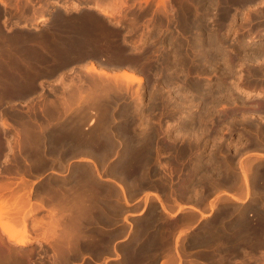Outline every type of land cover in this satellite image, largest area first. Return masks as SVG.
<instances>
[{"label":"rangeland","instance_id":"rangeland-1","mask_svg":"<svg viewBox=\"0 0 264 264\" xmlns=\"http://www.w3.org/2000/svg\"><path fill=\"white\" fill-rule=\"evenodd\" d=\"M13 1H14V7L17 10V13H16L17 16L14 19L15 20L17 19L16 21H18V23H21L25 20L27 22H29V21L31 22L33 20V16L39 14L40 9H41L40 7L44 6L48 1L55 3L56 1L60 2L61 0H47V1L46 0H13ZM74 1H78L79 6L77 7V9H74V8L68 6L67 7L68 9H66L67 12L73 16L77 15L78 13L80 14V12L81 13H83V12L84 13H91L92 15H94L99 20V23L101 24V26L99 24V27H102V25H103V27H102L103 31L107 32V33L105 32L104 34H106L108 36V39L111 41V44H112L109 47H112L114 45L116 46V48L120 47L119 51L121 52V55L117 56V58L115 56L116 59L114 60V62H112V64L104 66L102 64L97 63V65H99V67H101L103 70H105L107 73H109L108 79L111 82L112 89H114V91L116 93L114 91H111L112 89L109 90V88H107V90L105 91L106 86L104 85V83H106L107 78L104 79L102 82H100L101 87L99 86L100 76L99 75H98L99 77L97 75L95 76L96 72H93L92 70H88V68H86L87 67L86 65L89 64L87 60L90 59L88 56H84L80 60H73V61H71L72 63L74 62V63H78L79 65H81L82 70H80V72H82V79L84 81L86 79L85 82H88V84H90L89 85L90 87H86V88H84L85 90L84 89L81 90V92L83 91V94L81 93L82 96H80V94H78L80 96V98H78L79 96L77 95L78 99L75 100V102L77 103L75 105V107H73L70 110V106L75 104L74 102H72V103L67 104L66 108L64 109V112H66V111H69V112L70 111L71 112L77 111L78 117L77 116L76 117H68V120L70 119L69 121L67 119H55V120L54 119L53 120L46 119V120H42V121H37L39 123L38 125H37V123H34V124L37 125V127L43 128L42 130H43L44 134L46 133L45 134L46 135L45 136V142H43V144H44L43 146H45L47 144H51L50 146H51L52 151H48V152L44 151L43 152L44 154L51 155L52 156L51 159H53V160H61L62 159V160L67 161V160H70L72 158L77 157L79 161H70L68 163L67 169H70V166L72 164L84 163L85 165H74L71 167V169H73L75 171L78 169L85 170V173H86L87 168L89 169V167H90V171H93L92 176L96 177V174H95L96 171L93 169V168H96L97 172L100 171V173H102L101 175H103L104 178H107L105 176H108L109 179H113L116 182H118V181L121 182L125 191L122 194L119 191V189L117 187H115V185L113 186L114 183L112 181H110V180L106 181L103 179H98L96 177L99 181V183H98L99 192H104L102 188H106V189H104L106 191L105 192L106 196L110 197V198L99 199V215H98V224H99L98 225V229H99L98 235H100L99 236V242L108 239V243H109L108 246H104V248H103L99 244L97 246V248L94 250H90L89 248H86V249H83L82 253L78 252V248L76 246L78 245L79 239L81 237H84V235L83 234L80 235V233L82 231L77 230L78 228H75L76 229L75 230L73 227V229L75 230V232L77 231V233H76V235L74 234L75 236H70L71 240L69 238V241H70L69 245L71 244L70 250H69L70 252L67 253L65 256L60 255L58 257L59 254L56 253V251H57L56 249H57V246H59V244L57 245L56 242H59V241L57 240L56 237H55L56 240H54V238H52V239L49 238L50 240L48 239L49 240V241L47 240L48 242L47 241H45V242L40 241L41 240L40 239V237H41L40 236L41 235L40 229H42L45 226L44 224H47L48 222L45 223L42 220L41 221L39 220V222H42L41 225L37 221V222H35L38 224V226H37V224L35 225L37 227H35L33 225L34 222L32 223V228L31 227L29 228L27 226L28 230L32 236L37 235L36 238L33 236L34 239H32L30 242L24 244L19 249L20 251L22 250V252H18L19 251L18 249H13V250L20 255H21V253L24 254V255H21V256H23L22 259H23L24 264H45V263H47L45 260H43V263H39L36 260L37 259H44V257H46L47 255H48V258L51 259L52 264H56V263L57 264H66V262H67V264H90V263L91 264H124V263L130 264L127 254L129 253V249H131V247H140L143 249L139 255V257L142 255L141 258L138 257L134 264H161V263L165 264L167 261L168 262L173 261L174 264H177L178 261H179V264H191V263H193V264H230L231 261H232L231 264H235L236 262H237L236 264H242V262H244L243 264H256V262L259 260L257 256L260 253V250L262 251L264 249V247H259V248L253 247V248H251V246H249V248H248V245L243 244V245H241V248L243 249V247L245 245V247L247 246V248L249 250L244 248L242 250V254H241V252L240 253L237 252L238 251V247H237L238 241L235 242L234 240H231V238H230V240L232 242H230V240L229 241L225 240V241H227V243H226L224 241V239L221 240L220 237H217V238H215V240L213 239L212 241H209V242H207V240L205 239L206 237L205 238L200 237L202 231L205 230L206 227H208V226L214 227L215 224H218L220 222L225 223V224L222 223L221 228L223 227V229H221V231L225 230L226 234L232 235L234 233L233 232L234 227H235L234 223L236 221V218H238L239 208L241 210L242 207L247 206V209H250L251 206L254 204L255 200H257L259 197H263V191H264V185L255 179L256 175H257L255 173L257 170L256 168L258 167V169L259 168L261 169V167H262L261 171L264 170V168H263L264 167V163H263L264 162V152H263L264 151V111H258V110H254L252 108L246 107V105H248V104H256V105L260 106L264 103V100H263V98H264V89H263L264 85L262 83L256 84V82H252L251 80H247V79L243 78L244 75L240 74L239 70H238V11L233 12L234 14L233 13L229 14V6L230 5H238V0H165L164 1V5H165L164 7H163L162 2L160 0H124V4H122L121 9L119 10V12H117V13H119V15H117V13H116V15L120 16V18H121L119 22L118 21H112L109 17H107L106 15L100 14L99 12H96L94 9L88 10L89 8L86 6L88 3H91L93 0H67L66 3L68 2V5L69 4L72 5V2H74ZM248 2L254 3L255 7L254 8H246L244 15H249L251 13V11H260V10L264 9V0H248ZM5 4H8V2H6V0H5ZM172 5L177 8V16L175 17V20H173V21H171V19H170V17H172V13H170ZM50 7L51 8L55 7L54 9H60L58 6H57V8H56V6H50ZM225 7L227 10L222 12L223 18L221 20L226 21V24H224V25L222 24V27L220 28V29H222V32H219L220 29L218 27L207 29V27L210 24H211V26L221 25V23H216L215 16L218 15V10L220 8H225ZM48 8L49 7L45 8V10H44V12L46 11L45 12L46 13L45 19H41L38 21V23H35L33 25L28 24V26L34 27L35 29H44L46 22H48L47 17H49L47 14L49 11ZM34 9H35V11H34ZM36 10H37V13H36ZM206 10H208V11L206 12ZM191 12H193L195 18L197 17L198 22L200 20L198 25L194 27V31L192 33L187 28L188 15H190ZM204 12H206L207 14ZM161 13H162V15H161ZM143 15H148L149 18L141 20V17ZM205 16H211V19L208 22H206V25H205V20L207 18ZM165 18H166V21H165ZM201 20H202L203 24L201 23ZM132 21H134V22H132ZM174 21H175V24L172 27L171 22H174ZM0 24H1L2 30H3L5 35H7L6 33L9 32V31H7V27H8V29L10 27V29L12 30L13 33H24L26 31L31 30V29L17 27L14 25V22L6 21V19H3L2 22H0ZM161 25H163V26H161ZM204 25H205V27H204ZM174 27L177 28V31L174 29ZM202 30H203V32H202ZM8 34H10V33H8ZM104 34L102 33V35H104ZM207 36L208 37L211 36L210 38H213L214 41L212 39L211 40L213 42L208 41V39L210 40V38H207ZM194 37H196V38H194ZM206 43L209 47L206 45ZM244 44L248 45L249 42L244 41ZM185 46H188V47H185ZM204 47H206L207 49H205ZM242 48L243 49L249 48V46L242 47ZM173 49H174V51H173ZM209 49H211V51H209ZM206 50H207V52H206ZM202 52L203 53H209V56H211V57L206 56L208 58V60L206 57H205L206 58V60H205V58H203ZM193 53H195V54H193ZM199 53H201V54H199ZM140 54H141V56H140ZM163 54L166 56V57H163L165 62L163 61V58H162V56H164ZM214 54H215V56H214ZM145 55H146V58H145ZM262 55L260 54V56L259 55L257 56L259 59L258 63H259V65L262 64V66H264V54H262ZM175 56H176V59H175ZM198 56H200V57H198ZM140 57H142V58H140ZM86 58H87V60H85ZM143 58H145L146 61ZM155 58L156 59L158 58L157 59L158 61ZM165 58L168 61L165 60ZM213 58H214V60H213ZM243 58L244 59H251L248 57L247 58L243 57ZM20 59L23 62L25 60L23 57H20ZM160 60H161V62H160ZM155 62H156L155 66L157 65L156 66L157 75H156V72L154 73V71H155L154 67L155 66L153 64ZM160 63H162V64H160ZM180 63H181V65H180ZM197 63H198V65H197ZM242 63L249 65L244 61ZM148 64L153 65V67H151V65L149 66ZM140 67L141 68L143 67V68L141 69ZM123 68L125 69L124 71L129 70L128 72H130V70H131V72L133 71L134 75L140 76L142 78L141 82L138 83L135 80H132V82H131V80H130V82H129V80L127 81V79L124 76L122 77L120 75V74H122L121 71L123 70ZM174 69H175V71H174ZM118 70H120V72H118ZM170 70H172L171 74L173 72V75H175V77L170 74ZM142 72H144V73H142ZM21 73H22V71H21ZM92 73L94 74V76H92L93 75ZM158 73L160 76L158 75ZM115 74L117 75V77H115L117 79L116 81L113 79L114 78L113 75H115ZM154 74H155V76H154ZM164 75H166V76H164ZM92 77H93V80L90 79ZM2 78L5 79L3 74H2ZM6 79H8V78H6ZM94 79H95V81H94ZM101 79H102V77H101ZM113 80H114V83H112ZM117 81H118V84H117ZM94 82L95 83L97 82L95 84L96 86L94 85ZM162 82H163V85L165 84L163 87H161ZM106 84H108V83H106ZM113 84H114V87H113ZM115 84H116V87H115ZM196 84L200 85L202 88L201 89L199 88V90L194 88V86H196ZM118 85H119V88H117ZM93 86L95 88H93ZM97 86L99 87V89L100 88L101 89L99 90ZM240 86L242 88H246V89H253V90H256V89L259 90L260 89L259 90L260 95L259 94L256 95L255 93L247 94V95L245 93V95H244L243 92L242 93L238 92ZM257 86H258V88H257ZM126 87H127V89H126ZM92 89H94V91ZM96 89H98V90H96ZM119 89H121V90H119ZM182 89L185 93L182 91ZM209 90H211V92ZM85 91H87L88 93ZM176 91L177 92L179 91V92L177 93ZM194 91H195V93H194ZM260 91H262V92H260ZM104 92H105L107 98L105 97ZM107 92H108V94H107ZM91 93H93V94H91ZM117 93H118V95L119 94L120 95L119 96L116 95ZM207 93H208V95H207ZM85 94L88 98L85 97ZM90 94L92 96H90ZM99 94H101V95H99ZM181 94H183V95H181ZM102 95H104V96L102 97ZM114 95H116V96H114ZM157 95H158V97H156ZM202 96H204V98ZM209 96L212 98H209ZM90 97H92V98H90ZM93 98H95V99H93ZM115 98H116V100H115ZM86 99H88V100H86ZM107 99L109 101L108 105L105 104V103H107ZM10 100L14 101L15 98H10L5 103H8ZM91 100H92V102H91ZM190 100H191V102H190ZM206 101H207V103H206ZM1 102H4V101H1ZM1 102H0V104H1ZM85 102L86 103L89 102L88 103L89 105H86ZM101 102H102V104H101ZM130 102H132L133 104ZM155 103H157V104H155ZM185 103H187L186 106H185ZM2 104H4V103H2ZM90 105H92L93 107ZM96 105L98 108H96ZM114 105H115V108H114ZM124 105H125V107H124ZM136 105H138V106L136 107ZM206 105H207V107H204ZM86 106H88L89 108L91 107L90 108L91 110ZM101 106H102V108L103 107L104 108L102 109ZM133 106H134V109H133ZM111 107L114 108L115 110H112ZM84 108H85V110H84ZM130 108H131V110H130ZM127 109H128V111H127ZM135 109L138 111H136ZM105 110H107V111H105ZM108 110L113 111V112H110ZM139 111H140V114H139ZM257 111H258V114H255ZM130 112H132V113H130ZM83 113L84 114L87 113L88 115L87 114L83 115ZM108 113L110 114V116L112 118L109 116ZM128 113H130V114H128ZM261 113H263V114H261ZM114 114H115V116H114ZM251 114H253V115H251ZM217 115H220V116H217ZM106 116H108V117H106ZM116 116L119 118V120L117 119ZM135 116L136 117L138 116V117L136 118ZM101 117H103L102 119H104V120L101 123V121H102V119H101V121L99 122V124H101V125H99V124H97V122L99 121L98 118H101ZM171 117H173V118H171ZM107 118H108V121H106ZM109 118L112 119V121L115 119V121L112 123V121ZM130 118H132V119H130ZM239 118H240V120H239ZM97 119H98V121H97ZM125 119L128 121H126ZM199 119L202 121H200ZM3 120L5 122H7L8 124H6L7 127H5V126L2 127V125H0V133L6 140L9 138L10 142H9L8 146H6V147L4 146L5 148H3V151H5L4 152L5 155L0 156L1 157L0 163H4V162L7 163L9 161H12L18 157L17 156L18 154L22 155L26 160H30L32 158L41 159V160L45 159L43 154H42V151L33 150V147H29V146H28L29 148H27V146L24 145L25 143H23V142H25L24 141L25 136L23 135V132L25 133V130L28 128V126H25V123L27 125L29 122H27L26 120L16 121V120L7 119L4 117V113L2 112L0 115V121H3ZM65 120L68 123L67 124L68 127L65 126L66 125L64 123ZM129 120H133L132 122H134V123L139 122L138 124L136 123L137 125L132 124V122H130L132 127H133L132 129H135V130H133L134 131L133 136L135 135L133 138L134 139L136 138V140H134L131 137L133 139L131 144L134 143L135 146L133 144L132 148H129V150L132 151V149H134V147H135V149H137V150L136 151L133 150V152L134 153L137 152L140 155L143 154L144 156L141 155V157H140L141 162H139L137 159V161L134 163V165H139V167L137 166V167H132V168H128V169H121L120 166H118V159L120 156L119 153L123 154L122 151H124V153H125L127 151V147H128L127 145H130L129 141H128L129 140L128 137L125 138L127 136V134H126V136H123L124 134H122L123 130H121V128L122 127L125 128L124 125L127 122H129ZM137 120H139V121H137ZM142 120H143V122H142ZM252 120H254V121H252ZM90 121H91V123H90ZM140 121H141V123H140ZM105 122H107V123L109 122V124L107 125V124H105ZM63 123H64V125H63ZM95 123L97 124V127L102 126L103 123L106 125L105 127L102 126L100 128L107 130V132L108 131L110 132V133L108 132V134L106 132L107 136L113 135V137L115 139L114 142L116 143V145H115V143H113V145H112V143H110L113 141V138H111V136L109 138H111L112 141L111 140L106 141V139H108V137L106 135H102L100 133L101 131H99V130H101V129L100 128L98 129L96 127ZM246 123H248V124H246ZM249 123H250V125H249ZM257 123L258 124L260 123L259 124L260 126ZM45 124L46 125L48 124L47 127ZM56 124H57V127H59V128L61 127V128L58 129L56 127ZM19 125H20V127H19ZM61 125H63V126H61ZM141 125H142V127H141ZM134 126L137 128H134ZM139 126H140L141 130L138 128ZM44 127H46V128H44ZM107 127H110L111 129L113 127L115 130L114 129L111 130L110 128L107 129ZM208 127H209L210 131L208 130ZM92 129L93 130L96 129V132H95V130L92 131ZM117 129L118 130L120 129L119 130L120 132ZM65 130H68V131L74 130L76 132V134L79 131L80 132L78 134H81L82 132H84V133H82L81 136H83L84 140H86V142L88 143V144H86L88 147L86 145H85V147L82 145L80 147V144L78 141L79 138L75 137L76 138L75 139L73 136H71L72 133L70 136L66 137L65 136V134H66ZM142 130H144V131H142ZM89 131H92L93 133H95L96 136H101V137H99L100 140L98 137H96L93 133H90ZM115 131H116V133H114ZM146 131H149V132L146 133ZM205 131H206V133H204ZM111 132H113V134ZM117 132H118L120 137L118 136ZM182 132H183V134H182ZM49 133H50V135H49ZM135 133H137L139 136ZM115 134H117V135H115ZM59 135H61V136H59ZM148 135H151V136H148ZM137 136L139 137V139ZM145 136H147V137H145ZM71 137L73 138V140ZM122 137H124V138H122ZM145 138H146V141H145ZM170 138L172 139V141ZM47 139H48V141H47ZM97 139L99 140V142ZM103 139H104V142L101 141ZM120 139L125 144L128 141L127 145H126L127 147L125 146V144L121 143L122 141H120ZM140 139H142L144 142ZM157 140H159V141H157ZM188 140H190V141H188ZM64 141H66V142L64 143ZM68 141H69V143H67ZM100 141L102 144L103 143L104 144L102 145L100 143ZM116 141L121 143V144L118 145V143ZM133 141H135V142H133ZM137 141H138V143H137ZM107 143H109V145L111 144L112 147L109 148L110 146ZM66 144L70 145L72 147V149L69 150L66 153V155H64L66 157L64 158L63 156H61V157L56 156L57 150ZM138 144H141V145H138ZM144 144H145V146H144ZM89 145H90V147H89ZM94 145H96V146H94ZM114 145H115V147H114ZM104 146H106V147L104 148ZM136 146H138V147L136 148ZM140 146H142V147L140 148ZM143 146L146 148H144ZM171 146L173 148H170ZM41 147L42 146H40L39 148L41 149ZM56 147H57V149H56ZM83 147L86 150L88 148H90L93 152L92 153L91 152L86 153L84 151L85 149ZM101 147H103V148H101ZM121 147L123 148V150ZM15 148H16L17 152L15 151ZM78 148H80L82 151ZM100 148L102 149V151L104 149L108 153V154L105 153L103 160L102 159L99 160V158H96L94 156L95 153L98 152L96 150H99L100 152H102ZM112 148H113V150L115 148H117L119 153L117 152V149H115L114 152L111 151ZM147 148L148 149L150 148V149L148 150ZM146 149H147V151H146ZM107 150H109V151H107ZM170 150L172 153L170 152ZM142 151L147 152V155H146V153L144 154ZM19 152H21V153H19ZM23 152H24V154H23ZM109 152H111V153H109ZM115 152H116V154H115ZM167 152H169L170 154H168ZM175 153H177V154H175ZM69 154L71 155L72 158L70 157ZM90 154H94L93 156L92 155L91 156H92V158L93 157H95V158L92 159L91 156H89ZM106 154H107V156H106ZM161 154H163V155H161ZM38 156H40V158ZM84 157H88L92 161L94 160L93 163H91V162L85 163L84 161L81 160ZM4 158H6V159H4ZM256 158H258V159L260 158V159L258 160ZM142 160H143V163H142ZM250 160H251V163H250ZM227 163H229V164H227ZM242 163L244 165L250 163L249 172H248L250 187L248 189L245 188L244 180L242 178L243 177L242 171H241V165H243ZM93 164H95L94 167H93ZM141 165L143 168L141 167ZM82 166L83 167L85 166L87 168H83ZM59 168H61V169H59ZM65 168L66 167H64L62 165H60V166L52 165L49 167L36 168L35 172H36V175H42L43 172L46 171L47 169H51V170L56 171V172H59V171L62 172L63 170H65ZM187 170H189L190 173ZM254 170H255V172H254ZM53 171H48L45 175L50 174V175H54V176H59L58 173L53 172ZM252 172L254 175L255 174L256 175L254 176L252 174ZM109 173H111V174H109ZM163 173H164V175H163ZM218 174H220L222 177ZM138 175H140V176H138ZM200 176L202 179L199 178ZM130 179H132V180H130ZM239 179H240V182L242 184L239 182ZM135 180H137V181H135ZM206 180L208 182H206ZM101 182L106 183L107 185L104 184L106 187ZM198 182H200V183H198ZM126 183L127 184L129 183V184L127 185ZM211 183H213V184H211ZM214 183H216L217 185ZM239 183H240V185H239ZM129 186H130V188H129ZM133 186H134V188H133ZM113 187L117 188L118 190L113 188ZM115 190H117V191H115ZM193 190H195V191H193ZM142 191L144 192L143 198H139L137 201H135L132 204H129V203L125 204L124 203V198H126L128 200V202H130L133 199H135L138 195H140V193ZM242 191H243V193H241ZM130 192H132V193H130ZM167 192H169V193H167ZM110 193H112V194H110ZM227 193H231V194L235 195L236 197H238V199L234 200L231 198L232 199V201H231V199ZM251 193H252V195H251ZM150 195L152 197H155L154 195H157L158 198L160 199V202L163 203V206L165 208H167V210L169 212L175 213L177 211V208L179 205H187V204L191 205L192 204L193 206L195 205V207H197V208L200 207L199 210L201 209L200 211L204 212L206 214L205 215L206 217L201 218L197 212L190 213V215H189V212H191V211L187 210L185 206L182 207V209H180L179 211H177L173 216H168L166 213H164L162 211L163 209L160 211L157 210L156 203L154 201L150 200ZM120 196H122V197H120ZM165 196H167V197H165ZM171 196H175V197L171 198ZM239 196L241 199H243V198L245 199L244 202H239ZM200 197H201V199L203 198L202 201H201ZM82 201H83V204H85L84 202L88 201V199L83 198ZM220 201H222V202H220ZM252 202H253V204H252ZM175 203L177 204V206ZM213 204H214V206H213ZM209 205H212L211 209H209L210 208ZM249 205H251V206H249ZM84 206H86V205H84ZM101 207H103V208H101ZM83 208L85 209V207H82V211L84 210ZM109 209H110V211H109ZM140 210H141V212L138 213V211H140ZM186 211L188 212V215H187ZM247 211H249V210H247ZM234 214H236V215H234ZM26 215H25V217H27ZM186 215H187V217H186ZM84 216H85V214H84ZM213 216H215V219L217 218L216 219V220H218L217 222L215 219L211 220V218ZM29 217H30V215L25 219L26 222L28 221ZM64 217L69 218V219L73 218V216H71L70 214H67ZM17 218H18V215H17ZM19 218L17 220H19ZM224 218H227V219H224ZM102 219L104 222L102 221ZM56 220L59 221L58 218L54 219V221H56ZM71 220H74V218ZM141 221H142V223H141ZM183 221L189 222V223H184ZM196 221H198V222L196 223ZM209 221L210 222L213 221V222L210 223ZM57 223L59 224V228L61 227V229H62V227L65 228V226H67V225H65V223L63 221H59ZM147 223H149V224H147ZM153 223H155V224H153ZM61 224H63L64 226ZM159 224H161V225H159ZM192 224H194V225H192ZM232 224L234 226H232ZM188 225L189 226L192 225V227H191L192 229L189 228ZM57 226L58 225H56V227ZM150 227H152V228L148 229ZM155 227H158V231L156 233L157 235L155 237H150V233L152 231H154L153 229H155ZM59 228H56V230L58 232L61 231V229L59 231ZM168 228H169V230H168ZM78 231L80 233H78ZM198 232H200L198 235L192 236V234L198 233ZM225 232H223V233H225ZM78 234H79V236H78ZM106 235H110V236L107 237ZM1 237L3 238V241L5 243H10L7 240H5V238H6L5 235H1ZM78 237H80V238H78ZM149 238H152V240H149ZM202 239H205V240L203 241ZM73 240H75V241H73ZM215 241L218 243L217 246H216ZM229 242H230V244H229ZM151 244H152V246H151ZM161 244H162V246H161ZM194 245H196V246H194ZM207 245H208V247H207ZM226 246H228V247H226ZM226 248H227L229 254H228V252H226L227 251V250H225ZM144 249H145V251H144ZM147 249H149V250H147ZM189 250H191V251H189ZM254 250H256V251H254ZM101 252H103V253H101ZM126 252H128V253H126ZM251 252H252V254H251ZM176 253L179 254L180 260L178 259ZM221 253L223 254V256ZM253 253L255 254V256ZM40 254H42L43 256L41 258L37 257ZM220 254H221V256H220ZM88 256L90 257V259ZM244 256H245V260H244ZM251 256L252 257L254 256V257L252 258ZM219 257H222V258H219ZM255 257H257V258L254 260ZM169 258L171 259L170 261L168 260ZM57 259H60V260H57ZM162 260H163V262H162ZM165 260H166V262H164ZM221 260H222V262H221ZM240 260L242 262H240ZM78 261H80V262L76 263ZM93 261H97V262L94 263Z\"/></svg>","mask_w":264,"mask_h":264},{"label":"bare ground","instance_id":"bare-ground-1","mask_svg":"<svg viewBox=\"0 0 264 264\" xmlns=\"http://www.w3.org/2000/svg\"><path fill=\"white\" fill-rule=\"evenodd\" d=\"M47 1V0H46ZM66 1L67 0H61L60 2L58 1H56L55 3L54 2H51V1H48L44 6H41L40 8V12H39V14L38 15H35V16H33V20L30 22H27L26 20L25 21H23V22H21V23H18V21H16L15 20V22H14V25L15 26H17V27H21V28H26V29H31L30 31H26V32H24V33H13L12 32V30L10 29V27H9V29H8V27H7V31H9L8 33H10V34H8V33H6L7 35H5L4 34V32H3V30H2V27H1V24H0V102L1 101H4V102H1V104L2 103H5L6 101H8V99H10L13 95L15 96V94H17V93H19V92H23V90H26L28 87H29V85H30V81H32V76L31 75H29L30 74V72H31V70L33 69V68H36V67H39V66H47V65H50V66H53V65H58V64H63V63H68V62H71V61H73V59H76V57H78V56H88L90 59H88L87 61H88V65H86L87 67L86 68H88V70H92L93 72H96V74H95V76L97 75H99L100 76V79H99V83L100 82H102L104 79H106L107 78V81H106V83H108V84H106V83H104V85L106 86L105 88V91L107 90V88H109V90L110 89H112V87H111V82L109 81V79H108V75H109V73H107L105 70H103L101 67H99V65H97V62H96V60L94 59V54H96V53H98V52H100V51H102V50H105L106 49V51H108L110 54H112V55H114V56H120L121 55V52L119 51L120 50V47H117L116 48V46L114 47V46H112V47H109V46H111L112 44H111V41L108 39V36L106 35V34H104L105 32L103 31V29H102V27H103V25H102V27H99V20L94 16V15H92L91 13H81L80 12V14L78 13L77 15H75V16H73V15H70L68 12H67V10L66 9H68L67 7L68 6H70V7H72V8H74V9H77V7L79 6V2L78 1H74V2H72V5H68V2L66 3ZM161 2H162V5H163V7L165 6L164 5V1L165 0H160ZM0 2H3L4 3V0H0ZM181 2V1H180ZM2 3V4H3ZM126 3V2H125ZM201 3V2H200ZM122 4H124V0H93L91 3H88L87 4V6L86 7H88L87 9L88 10H92V9H94L96 12H99L100 14H103V15H106L107 17H109L112 21H120V16H117V15H119V13H117V12H119V10L121 9V6H122ZM169 4V3H168ZM43 5V4H42ZM50 6H56V8H57V6L60 8V9H54L53 7L51 8ZM173 6V5H172ZM171 6V7H172ZM182 6V5H181ZM192 6V5H191ZM47 7H49L48 9H49V11H48V16L49 17H47L48 18V22H46V25H45V28L44 29H35L34 27H31V26H28V24H30V25H33V24H35V23H38V21L39 20H41V19H45L46 17H45V15H46V11L44 12V10H45V8H47ZM39 8V7H38ZM51 8V9H50ZM201 8V7H200ZM226 8V7H225ZM167 9V8H166ZM172 9V8H171ZM207 9V8H206ZM235 9V8H234ZM39 10V9H38ZM194 10V9H193ZM210 10V9H209ZM32 11V10H31ZM34 11H35V9H34ZM168 11V10H167ZM208 10H206V12H207ZM16 12V11H15ZM197 12V11H196ZM203 12V11H202ZM206 12H204V13H206ZM20 13V12H19ZM36 13H37V10H36ZM98 13V14H99ZM116 13H117V15H116ZM171 13V12H170ZM3 14V13H2ZM33 14V13H32ZM192 14H193V12H192ZM207 14V13H206ZM234 14V13H233ZM22 15V14H21ZM161 15H162V13H161ZM198 15V14H197ZM170 16V15H169ZM193 16H194V14H193ZM202 16V15H201ZM20 17V16H19ZM31 17V16H30ZM188 17H189V15H188ZM162 18V17H161ZM208 18V17H207ZM21 19V18H20ZM192 19V18H191ZM131 21V20H130ZM194 25L195 26H197L198 25V23L200 22V20H199V22H198V19H197V17L195 18L194 17ZM132 22H134V21H132ZM192 22V21H191ZM173 23V22H172ZM185 23V22H184ZM201 23H202V20H201ZM13 24V23H12ZM192 24H193V22H192ZM203 24V23H202ZM225 24V23H224ZM223 24V25H224ZM13 25V26H14ZM187 25H189L188 24V20H187ZM206 25V24H205ZM205 25H204V27H205ZM100 26H101V24H100ZM105 26V25H104ZM161 26H163V25H161ZM177 27V26H176ZM199 27V26H198ZM203 27V26H202ZM203 27V28H204ZM105 28V27H104ZM175 28V27H174ZM185 28V27H184ZM170 29V28H169ZM189 29H190V27H189ZM193 29V28H192ZM196 29V28H195ZM206 29V28H205ZM200 30V29H199ZM204 30V29H203ZM203 30H202V32H203ZM214 30V29H213ZM174 31V30H173ZM177 31V30H176ZM179 31V30H178ZM198 31V30H197ZM209 31V30H208ZM17 32V31H16ZM217 32V31H216ZM102 33L104 34V35H102ZM107 33V32H106ZM176 33V32H175ZM211 33V32H210ZM189 34V33H188ZM224 34V33H223ZM176 35V34H175ZM181 35V34H180ZM197 35V34H196ZM195 36V35H194ZM181 37V36H180ZM211 37V36H210ZM210 37H208L207 36V38H210ZM216 37V36H215ZM178 38V37H177ZM194 38H196V37H194ZM199 38V37H198ZM203 38V37H202ZM143 39V38H142ZM176 39V38H175ZM213 40V38H210V40L208 39V41H212ZM124 40V39H123ZM122 40V41H123ZM184 41V40H183ZM194 41V40H193ZM214 41V40H213ZM212 41V42H213ZM175 42V41H174ZM196 42V41H195ZM179 43V42H178ZM197 43V42H196ZM211 43V42H210ZM215 43V42H214ZM251 43V42H250ZM203 44V43H202ZM209 44V43H208ZM213 44V43H212ZM254 44V43H253ZM206 45H207V43H206ZM211 45V44H210ZM218 45V44H217ZM223 45V44H222ZM208 46V45H207ZM264 46V45H263ZM185 47H188V46H185ZM190 47V46H189ZM209 47V46H208ZM176 48V47H175ZM178 48V47H177ZM192 48V47H191ZM205 49H207L206 47H204ZM211 48V47H210ZM204 49V50H205ZM182 50V49H181ZM192 50V49H191ZM203 50V51H204ZM243 50V49H242ZM173 51H174V49H173ZM209 51H211V49H209ZM208 51V52H209ZM219 51V50H218ZM187 52V51H186ZM206 52H207V50H206ZM213 52V51H212ZM215 52V51H214ZM225 52V51H224ZM263 52H264V50H263ZM139 53V52H138ZM144 53V52H143ZM203 53V52H202ZM258 53V52H257ZM153 54V53H152ZM193 54H195V53H193ZM199 54H201V53H199ZM228 54V53H227ZM130 55V54H129ZM148 55V54H147ZM162 55V54H161ZM164 55V54H163ZM140 56H141V54H140ZM149 56V55H148ZM187 56V55H186ZM193 56V55H192ZM211 57V56H209V53H203V58H205V57ZM213 56V55H212ZM214 56H215V54H214ZM227 56V55H226ZM256 56H258V55H256ZM260 56V55H259ZM263 56V55H262ZM20 57H23L25 60H24V62L23 61H21V59H20ZM99 57H102V56H99ZM154 57V56H153ZM152 57V58H153ZM163 57H166L165 55L164 56H162V58ZM198 57H200V56H198ZM206 57V58H207ZM113 58V57H112ZM140 58H142V57H140ZM145 58H146V55H145ZM145 58H143V59H145ZM206 58H205V60H206ZM225 58V57H224ZM223 58V59H224ZM156 59V58H155ZM158 59V58H157ZM156 59V60H157ZM175 59H176V56H175ZM179 59V58H178ZM210 59V58H209ZM244 59V58H243ZM23 60V59H22ZM140 60V59H139ZM149 60V59H148ZM153 60V59H152ZM165 60H167L166 58H165ZM207 60H208V58H207ZM213 60H214V58H213ZM246 60H248V59H246ZM257 60V59H256ZM143 61V60H142ZM145 61H146V59H145ZM158 61V60H157ZM163 61H164V58H163ZM168 61V60H167ZM182 61V60H181ZM196 61V60H195ZM232 61V60H231ZM160 62H161V60H160ZM165 62V61H164ZM163 62V63H164ZM197 62V61H196ZM204 62V61H203ZM241 62H242V60H241ZM254 62V61H253ZM141 63V62H140ZM139 63V64H140ZM147 63V62H146ZM167 63V62H166ZM190 63V62H189ZM138 64V63H137ZM153 64V63H152ZM155 64H156V62L153 64L154 66H155ZM160 64H162V63H160ZM168 64V63H167ZM216 64V63H215ZM242 64V63H241ZM254 64V63H253ZM257 64H259V63H257ZM143 65V64H142ZM149 65V64H148ZM151 65V64H150ZM149 65V66H150ZM153 65H151V67H153ZM180 65H181V63H180ZM197 65H198V63H197ZM239 65V64H238ZM245 65V64H244ZM255 65V64H254ZM262 65V64H261ZM85 66V65H84ZM105 66V65H104ZM103 66V67H104ZM116 66V65H115ZM147 66V65H146ZM148 66V67H149ZM157 66V65H156ZM156 66L154 67L155 68V71H154V73L156 72V75H157V69H156ZM170 66V65H169ZM174 66V65H173ZM179 66V65H178ZM80 67H81V65H80ZM172 67V66H171ZM241 67V66H240ZM239 67V68H240ZM84 68V67H83ZM141 68V67H140ZM143 68V67H142ZM141 68V69H142ZM168 68V67H167ZM248 68V67H247ZM250 68V67H249ZM85 69V68H84ZM183 69V68H182ZM242 69V68H241ZM125 69L123 68V70L121 71V73L122 74H120L122 77L124 76L126 79H127V81L129 80V82H130V80H131V82H132V80H135V81H137L138 83L139 82H141V80H142V78L140 77V76H137V75H134L133 74V71L131 72V70H130V72H128V71H124ZM151 70V69H150ZM165 70V69H164ZM173 70V69H172ZM172 70H170V74H171V71ZM200 70V69H199ZM234 70V69H233ZM21 71H22V73H21ZM91 71V72H92ZM168 71V70H167ZM174 71H175V69H174ZM180 71V70H179ZM187 71V70H186ZM202 71V70H201ZM35 72V71H34ZM145 72V71H144ZM144 72H142V73H144ZM231 72V71H230ZM250 72V71H249ZM256 72V71H255ZM33 73V72H32ZM185 73V72H184ZM197 73V72H196ZM2 74H3V76L5 77V79H3L2 78ZM93 74V73H92ZM166 74V73H165ZM179 74V73H178ZM177 74V75H178ZM253 74V73H252ZM263 74H264V72H263ZM90 75V74H89ZM103 75V76H102ZM144 75V74H143ZM158 75H159V73H158ZM172 76H174L175 77V75H173V72H172V74H171ZM187 75V74H186ZM92 76H94V74L92 75ZM98 76V77H99ZM105 76V77H104ZM119 76V75H118ZM152 76V75H151ZM154 76H155V74H154ZM160 76V75H159ZM164 76H166V75H164ZM179 76V75H178ZM101 77H102V79H101ZM104 77V78H103ZM113 79L116 81L117 79L115 78V77H117V75L115 74V75H113ZM163 77V76H162ZM177 77V76H176ZM241 77V76H240ZM6 78H8V79H6ZM87 78V77H86ZM111 78V77H110ZM164 78V77H163ZM172 78V77H171ZM90 79H92L93 80V77L92 78H90ZM158 79V78H157ZM162 79V78H161ZM186 79V78H185ZM201 79V78H200ZM254 79V78H253ZM83 80V79H82ZM89 80V79H88ZM98 80V79H97ZM111 80V79H110ZM114 80L112 81V83H114ZM156 80V79H155ZM160 80V79H159ZM164 80V79H163ZM199 80V79H198ZM249 80V79H248ZM261 80V79H260ZM85 81H86V79H85ZM90 81V80H89ZM94 81H95V79H94ZM162 81V80H161ZM160 81V82H161ZM178 81V80H177ZM184 81V80H183ZM83 82H84V80H83ZM179 82V81H178ZM177 82V83H178ZM185 82V81H184ZM254 82V81H253ZM258 82V81H257ZM86 83V82H85ZM85 83H84V85H85ZM97 83V82H96ZM95 82H94V85L96 84ZM116 83V82H115ZM120 83V82H119ZM157 83V82H156ZM182 83V82H181ZM32 84V83H31ZM117 84H118V81H117ZM147 84V83H146ZM176 84V83H175ZM179 84V83H178ZM198 84V83H197ZM196 84V86H194V88H196V89H198L199 90V88L201 89L202 87L200 86V85H197ZM249 84V83H248ZM257 84V83H256ZM82 85V84H81ZM90 85V84H89ZM122 85V84H121ZM120 85V86H121ZM139 85V84H138ZM161 85V84H160ZM165 85V84H164ZM163 85V82H162V85H161V87H163L164 86ZM180 85V84H179ZM261 85V84H260ZM71 86V85H70ZM86 86H87V83H86ZM96 86V85H95ZM99 86L101 87V83L99 84ZM142 86V85H141ZM175 86V85H174ZM221 86V85H220ZM235 86V85H234ZM66 87V86H65ZM80 87V86H79ZM90 87V86H89ZM98 87V86H97ZM113 87H114V84H113ZM115 87H116V84H115ZM93 88H95L94 86H93ZM103 88V87H102ZM117 88H119V85H118V87ZM122 88V87H121ZM255 88V87H254ZM257 88H258V86H257ZM79 89V88H78ZM80 89H81V87H80ZM83 89V88H82ZM98 89H99V87H98ZM98 89H96V90H98ZM101 89V88H100ZM99 89V90H100ZM124 89V88H123ZM126 89H127V87H126ZM142 89V88H141ZM264 89V88H263ZM85 90V89H84ZM93 91H94V89H92ZM91 90V91H92ZM95 90V91H96ZM116 90V89H115ZM119 90H121V89H119ZM185 90V89H184ZM207 90V89H206ZM260 90V89H259ZM259 90L258 89H256V90H253V89H246V88H242L241 86L239 87V91L238 92H243L244 93V95H245V93H246V95L247 94H252V93H255L256 95L257 94H259ZM75 91V90H74ZM104 91V90H103ZM111 91H114V89H112ZM117 91V90H116ZM126 91V90H125ZM160 91V90H159ZM167 91V90H166ZM182 91H183V89H182ZM210 92H211V90H209ZM253 91V92H252ZM85 92H87V91H85ZM90 92V91H89ZM102 92V91H101ZM115 92V91H114ZM139 92V91H138ZM142 92V91H141ZM155 92V91H154ZM162 92V91H161ZM177 92V91H176ZM179 92V91H178ZM177 92V93H178ZM184 92V91H183ZM182 92V93H183ZM190 92V91H189ZM193 92V91H192ZM229 92V91H228ZM260 92H262V91H260ZM83 94V91L81 92L80 91V93H78V94H80V96H82V94ZM88 93V92H87ZM96 93V92H95ZM100 93V92H99ZM116 93V92H115ZM123 93V92H122ZM181 93V92H180ZM185 93V92H184ZM183 93V94H184ZM194 93H195V91H194ZM197 93V92H196ZM73 94H75V93H73ZM78 94H75V95H78ZM91 94H93V93H91ZM90 94V96H92ZM97 94V93H96ZM104 94H105V92H104ZM107 94H108V92H107ZM127 94V93H126ZM138 94V93H137ZM155 94V93H154ZM157 94V93H156ZM183 94H181V95H183ZM193 94V93H192ZM206 94V93H205ZM74 95V96H75ZM99 95H101V94H99ZM111 95V94H110ZM116 95H118V93L116 94ZM116 95H114V96H116ZM120 95V94H119ZM118 95V96H119ZM188 95V94H187ZM196 95V94H195ZM207 95H208V93H207ZM211 95V94H210ZM243 95V94H242ZM260 95V94H259ZM79 96V95H78ZM78 96H75V99H78V98H80V96L78 97ZM84 96V95H83ZM89 96V95H88ZM98 96V95H97ZM104 95H102V97H103ZM151 96V95H150ZM154 96V95H153ZM186 96V95H185ZM221 96V95H220ZM228 96V95H227ZM249 96V95H248ZM73 97V96H72ZM78 97V98H77ZM85 97H87L86 96V94H85ZM94 97V96H93ZM105 97L107 98V96H106V94H105ZM112 97V96H111ZM156 97H158V95L156 96ZM164 97V96H163ZM203 98H204V96H202ZM83 98V97H82ZM88 98V97H87ZM90 98H92V97H90ZM97 98V97H96ZM110 98V97H109ZM108 98V99H109ZM139 98V97H138ZM187 98V97H186ZM209 98H212V97H210L209 96ZM84 99V98H83ZM82 99V100H83ZM93 99H95V98H93ZM104 99V98H103ZM108 99H107V103H105V104H109L108 102ZM214 99V98H213ZM74 100V99H73ZM86 100H88V99H86ZM98 100V99H97ZM115 100H116V98H115ZM150 100V99H149ZM169 100V99H168ZM186 100V99H185ZM184 100V101H185ZM208 100V99H207ZM211 100V99H210ZM11 101V100H10ZM9 101V102H10ZM80 101V100H79ZM90 101V100H89ZM160 101V100H159ZM166 101V100H165ZM173 101V100H172ZM188 101V100H187ZM194 101V100H193ZM212 101V100H211ZM210 101V102H211ZM12 102V101H11ZM83 102V101H82ZM91 102H92V100H91ZM90 102V103H91ZM95 102V101H94ZM93 102V103H94ZM103 102V101H102ZM102 102H101V104H102ZM157 102V101H156ZM171 102V101H170ZM169 102V103H170ZM190 102H191V100H190ZM86 103V102H85ZM89 103V102H88ZM88 103H86V105H89ZM126 103V102H125ZM130 103H132V102H130ZM139 103V102H138ZM142 103V102H141ZM158 103V102H157ZM157 103H155V104H157ZM182 103V102H181ZM197 103V102H196ZM206 103H207V101H206ZM1 104H0V106H1ZM7 104V103H6ZM104 104V105H105ZM133 104V103H132ZM140 104V103H139ZM148 104V103H147ZM168 104V103H167ZM186 104L187 103H185V106H186ZM211 104V103H210ZM93 105V104H92ZM92 105H90V106H92ZM117 105V104H116ZM178 105V104H177ZM197 105V104H196ZM214 105V104H213ZM81 106V105H80ZM83 106V105H82ZM95 106V105H94ZM110 106V105H109ZM113 106V105H112ZM129 106V105H128ZM138 105H136V107H137ZM165 106V105H164ZM173 106V105H172ZM176 106V105H175ZM180 106V105H179ZM182 106V105H181ZM203 106V105H202ZM259 106V105H258ZM86 107H88V106H86ZM93 107V106H92ZM122 107V106H121ZM124 107H125V105H124ZM170 107V106H169ZM174 107V106H173ZM172 107V108H173ZM178 107V106H177ZM176 107V108H177ZM204 107H207V105L206 106H204ZM262 107H264V106H262ZM81 108V107H80ZM89 108V107H88ZM91 108V107H90ZM89 108V109H90ZM96 108H98L97 107V105H96ZM100 108V107H99ZM101 108H102V106H101ZM104 108V107H103ZM102 108V109H103ZM109 108V107H108ZM114 108H115V105H114ZM114 108H112L111 107V109L112 110H115ZM167 108V107H166ZM248 108H250V107H248ZM87 109V108H86ZM95 109V108H94ZM123 109V108H122ZM133 109H134V106H133ZM185 109V108H184ZM207 109V108H206ZM229 109V108H228ZM264 109V108H263ZM82 110V109H81ZM84 110H85V108H84ZM91 110V109H90ZM124 110V109H123ZM130 110H131V108H130ZM129 110V111H130ZM136 110V109H135ZM174 110V109H173ZM205 110V109H204ZM203 110V111H204ZM210 110V109H209ZM208 110V111H209ZM213 110V109H212ZM249 110V109H248ZM247 110V111H248ZM258 110H259V108H258ZM94 111V110H93ZM99 111V110H98ZM105 111H107V110H105ZM108 111H110V110H108ZM127 111H128V109H127ZM136 111H138V110H136ZM169 111V110H168ZM214 111V110H213ZM252 111V110H251ZM67 112V111H66ZM89 112V111H88ZM100 112V111H99ZM110 112H113V111H110ZM211 112V111H210ZM238 112V111H237ZM258 112V111H257ZM82 113V112H81ZM103 113V112H102ZM105 113V112H104ZM127 113V112H126ZM130 113H132V112H130ZM130 113H128V114H130ZM136 113V112H135ZM151 113V112H150ZM149 113V114H150ZM178 113V112H177ZM182 113V112H181ZM216 113V112H215ZM218 113V112H217ZM255 113V112H254ZM69 114V113H68ZM85 114H87V113H85ZM84 113H83V115H85ZM99 114V113H98ZM101 114V113H100ZM109 114V113H108ZM121 114V113H120ZM139 114H140V111H139ZM144 114V113H143ZM147 114V113H146ZM155 114V113H154ZM213 114V113H212ZM70 115V114H69ZM82 115V114H81ZM88 115V114H87ZM112 115V114H111ZM125 115V114H124ZM172 115V114H171ZM201 115V114H200ZM80 116V115H79ZM109 116H110V114H109ZM114 116H115V114H114ZM127 116V115H126ZM164 116V115H163ZM190 116V115H189ZM217 116H220V115H217ZM78 117V116H77ZM87 117V116H86ZM96 117V116H95ZM106 117H108V116H106ZM111 117V116H110ZM117 117V116H116ZM131 117V116H130ZM136 117V116H135ZM138 117V116H137ZM136 117V118H137ZM141 117V116H140ZM167 117V116H166ZM176 117V116H175ZM187 117V116H186ZM206 117V116H205ZM258 117V116H257ZM260 117V116H259ZM97 118V117H96ZM103 117H101V118H98L99 119V121H98V119H97V124H99V122L101 121V119H102ZM112 118V117H111ZM122 118V117H121ZM120 118V119H121ZM126 118V117H125ZM171 118H173V117H171ZM191 118V117H190ZM189 118V119H190ZM203 118V117H202ZM229 118V117H228ZM234 118V117H233ZM20 119V118H19ZM23 119V118H22ZM56 119V118H55ZM54 119V120H55ZM67 120H68V118H66ZM87 119V118H86ZM110 119V118H109ZM114 119V118H113ZM117 119L119 120V118L117 117ZM130 119H132V118H130ZM134 119V118H133ZM150 119V118H149ZM165 119V118H164ZM51 120H53V118L51 119ZM70 120V119H69ZM68 120V121H69ZM103 120L104 119H102V121H101V123L103 122ZM111 121H112V119H110ZM126 120V119H125ZM179 120V119H178ZM191 120V119H190ZM200 120V119H199ZM204 120V119H203ZM208 120V119H207ZM212 120V119H211ZM218 120V119H217ZM239 120H240V118H239ZM243 120V119H242ZM27 121V120H26ZM31 121V120H30ZM34 121V120H33ZM106 121H108V118H107V120ZM115 121V119L112 121V123ZM122 121V120H121ZM126 121H128V120H126ZM133 120H129V122H127L124 126H125V128L124 127H122L121 128V130H123V133L122 134H124L123 136H126V134H127V136L125 137V138H127L128 137V141H129V144L130 145H127V142H126V144L125 143H123V141L120 139V141H122L121 143H123V144H125V146L127 147V151L124 153V151H122L123 152V154L121 153H119V151H118V149L117 148H115V149H117V152L119 153V159H118V166H120V168L121 169H128V168H132V167H139V165H134V163L137 161V159H138V161L139 162H141V159H140V157H141V155L142 156H144L143 154H138L137 152H133V150L134 151H136L137 149H135V147H134V149H132V151L131 150H129V148H132V146H133V144H131V142H132V140L134 139L133 137L135 136H133V133H134V131L133 130H135V129H132L133 127H132V125H131V123L130 122H132ZM137 121H139V120H137ZM162 121V120H161ZM173 121V120H172ZM200 121H202V120H200ZM209 121V120H208ZM252 121H254V120H252ZM21 122V121H20ZM27 122H29V120L27 121ZM34 122H36V121H34ZM54 122V121H53ZM60 122V121H59ZM110 122V121H109ZM109 122L107 123V122H105V124H109ZM142 122H143V120H142ZM207 122V121H206ZM215 122V121H214ZM217 122V121H216ZM262 122V121H261ZM25 123V122H24ZM23 123V124H24ZM30 123V124H29ZM27 125H26V123H25V126H28V128L25 130V133L23 132V135L25 136V142H23V143H25L24 145H26L27 146V148H29V147H33V150H36V151H42V149L44 150V148H39L40 146H43L44 144H43V142H45V134H44V132H43V128H41V127H37V125H35L34 123H32V122H29ZM38 123V122H37ZM56 123V122H55ZM61 123V122H60ZM59 123V124H60ZM64 123L66 124L65 126H67L68 127V123H67V121L65 120L64 121ZM64 123H63V125H64ZM90 123H91V121H90ZM138 124L139 122H132V124ZM140 123H141V121H140ZM145 123V122H144ZM151 123V122H150ZM178 123V122H177ZM181 123V122H180ZM6 124H8L7 122H5L4 120L3 121H0V125H2V127L3 126H5V127H7V125ZM22 124V125H23ZM41 124V123H40ZM96 124V123H95ZM97 124H96V127H97ZM104 124V123H103ZM102 124V126L103 127H105L106 125L104 124L103 125ZM120 124V123H119ZM124 124V123H123ZM122 124V125H123ZM136 124V125H137ZM149 124V123H148ZM156 124V123H155ZM162 124V123H161ZM185 124V123H184ZM195 124V123H194ZM199 124V123H198ZM210 124V123H209ZM243 124V123H242ZM246 124H248V123H246ZM258 124V123H257ZM260 124V123H259ZM258 124V125H259ZM43 125V124H42ZM46 125V124H45ZM48 125V124H47ZM47 125H46V127H47ZM50 125V124H49ZM63 125H61V126H63ZM92 125V124H91ZM99 125H101V124H99ZM111 125V124H110ZM109 125V126H110ZM193 125V124H192ZM221 125V124H220ZM249 125H250V123H249ZM257 125V126H258ZM18 126V125H17ZM24 126V125H23ZM24 126V127H25ZM55 126V125H54ZM102 126H100V127H102ZM169 126V125H168ZM195 126V125H194ZM193 126V127H194ZM199 126V125H198ZM207 126V125H206ZM256 126V125H255ZM260 126V125H259ZM19 127H20V125H19ZM23 127V128H24ZM43 127V126H42ZM46 127H44V128H46ZM56 127H57V124H56ZM72 127V126H71ZM100 127H97L98 129L100 128ZM115 127V126H114ZM141 127H142V125H141ZM145 127V126H144ZM149 127V126H148ZM147 127V128H148ZM167 127V126H166ZM170 127V126H169ZM185 127V126H184ZM210 127V126H209ZM208 127V128H209ZM58 129H60L59 127H57ZM64 128V127H63ZM93 128V127H92ZM108 128H110V127H107V129ZM120 128V127H119ZM134 128H137V127H135L134 126ZM139 129H140V126L138 127ZM146 128V129H147ZM196 128V127H195ZM247 128V127H246ZM70 129V128H69ZM91 129V128H90ZM101 129V128H100ZM111 129V128H110ZM114 128L112 127V129L111 130H113ZM144 129V128H143ZM153 129V128H152ZM243 129V128H242ZM255 129V128H254ZM51 130V129H50ZM95 130V132H96V129H94ZM93 129H92V131H94ZM110 130V131H111ZM115 130V129H114ZM118 130V129H117ZM120 130V129H119ZM118 130V131H119ZM141 130V129H140ZM188 130V129H187ZM186 130V131H187ZM196 130V129H195ZM201 130V129H200ZM244 130V129H243ZM18 131V130H17ZM23 131V130H22ZM67 131V132H66ZM74 131V130H73ZM68 131V130H65V136L66 137H68V136H70L71 135V133H72V135L71 136H73L74 138L75 137H78L79 139H78V141H79V144H80V147H81V145L82 146H84L85 147V145L86 144H88L87 142H86V140H84V137L83 136H81L82 135V133H84V132H82L81 134H76V132L74 131ZM92 131H89L90 133H93ZM99 131H101L100 133L102 134V135H106V132H107V130H105V129H101V130H99ZM142 131H144V130H142ZM150 131V130H149ZM149 131H146V133L147 132H149ZM174 131V130H173ZM192 131V130H191ZM209 131H210V129H209ZM251 131V130H250ZM254 131V130H253ZM61 132V131H60ZM109 132V131H108ZM108 132H107V134H108ZM120 132V131H119ZM140 132V131H139ZM154 132V131H153ZM189 132V131H188ZM198 132V131H197ZM3 133V132H2ZM19 133V132H18ZM52 133V132H51ZM62 133V132H61ZM110 133V132H109ZM112 134H113V132H111ZM114 133H116V131L114 132ZM142 133V132H141ZM181 133V132H180ZM196 133V132H195ZM204 133H206V131L204 132ZM249 133V132H248ZM252 133V132H251ZM261 133V132H260ZM94 135H95V133H93ZM92 134V135H93ZM117 134H118V132H117ZM117 134H115V135H117ZM135 134H137V133H135ZM143 134V133H142ZM152 134V133H151ZM173 134V133H172ZM175 134V133H174ZM182 134H183V132H182ZM201 134V133H200ZM20 135V134H19ZM18 135V136H19ZM49 135H50V133H49ZM63 135V134H62ZM84 135V134H83ZM99 135V134H98ZM138 135V134H137ZM146 135V134H145ZM195 135V134H194ZM193 135V136H194ZM202 135V134H201ZM59 136H61V135H59ZM96 136V135H95ZM107 136V135H106ZM111 136V135H110ZM110 136H107L108 137V139H106V141L107 140H111V138H113V141L112 142H110V143H112V145H113V143H115L114 142V137H113V135L111 136V138H109ZM118 136H119V134H118ZM117 136V137H118ZM139 136V135H138ZM137 136V137H138ZM142 136V135H141ZM148 136H151V135H148ZM188 136V135H187ZM48 137V136H47ZM63 137V136H62ZM96 137H101V136H96ZM95 137V138H96ZM105 137V136H104ZM120 137V136H119ZM133 139H132V138ZM144 137V136H143ZM145 137H147V136H145ZM155 137V136H154ZM174 137V136H173ZM176 137V136H175ZM201 137V136H200ZM254 137V136H253ZM18 138V137H17ZM16 138V139H17ZM72 138V137H71ZM116 138V137H115ZM122 138H124V137H122ZM141 138V137H140ZM172 138V137H171ZM170 138V139H171ZM181 138V137H180ZM188 138V137H187ZM192 138V137H191ZM259 138V137H258ZM261 138V137H260ZM24 139V138H23ZM76 139V138H75ZM138 139H139V137H138ZM161 139V138H160ZM189 139V138H188ZM200 139V138H199ZM198 139V140H199ZM251 139V138H250ZM72 140H73V138H72ZM98 140V139H97ZM99 140H100V138H99ZM99 140H98V142H99ZM125 140V139H124ZM131 140V141H130ZM134 140H136V138L134 139ZM140 140H142V139H140ZM139 140V141H140ZM174 140V139H173ZM176 140V139H175ZM194 140V139H193ZM255 140V139H254ZM16 141V140H15ZM18 141V140H17ZM22 141V140H21ZM77 141V140H76ZM96 141V140H95ZM102 142H104V139L103 140H101ZM101 141H100V143H101ZM118 141V140H117ZM116 141V142H117ZM143 141V140H142ZM141 141V142H142ZM145 141H146V138H145ZM155 141V140H154ZM157 141H159V140H157ZM171 141H172V139H171ZM188 141H190V140H188ZM9 138L6 140L2 135H1V133H0V156H3V155H5V151H3V148H5L6 146H8L9 145ZM13 142V141H12ZM66 141H64V143H65ZM90 142V141H89ZM125 142V141H124ZM133 142H135V141H133ZM140 142V143H141ZM144 142V141H143ZM167 142V141H166ZM165 142V143H166ZM169 142V141H168ZM192 142V141H191ZM206 142V141H205ZM21 143V142H20ZM67 143H69V141L67 142ZM91 143V142H90ZM118 143V145L119 144H121V143H119V142H117ZM137 143H138V141H137ZM146 143V142H145ZM156 143V142H155ZM95 144V143H94ZM97 144V143H96ZM102 144V143H101ZM104 144V143H103ZM102 144V145H103ZM108 145H109V143H107ZM106 144V145H107ZM147 144V143H146ZM160 144V143H159ZM197 144V143H196ZM201 144V143H200ZM18 145V144H17ZM21 145V144H20ZM51 145V144H50ZM67 145V144H66ZM74 145V144H73ZM92 145V144H91ZM98 145V144H97ZM112 145L110 144L109 146V148H111L112 147ZM115 145H116V143H115ZM115 145H114V147H115ZM137 145V144H136ZM138 145H141V144H138ZM166 145V144H165ZM176 145V144H175ZM5 146V147H4ZM29 146V147H28ZM62 146V145H61ZM87 146V145H86ZM94 146H96V145H94ZM121 146V145H120ZM119 146V147H120ZM131 146V147H130ZM134 146H135V144H134ZM144 146H145V144H144ZM143 146V147H144ZM163 146V145H162ZM169 146V145H168ZM188 146V145H187ZM190 146V145H189ZM199 146V145H198ZM24 147V146H23ZM48 147V146H47ZM83 147V148H84ZM88 147V146H87ZM86 147V148H87ZM89 147H90V145H89ZM106 146H104V148H105ZM113 147V148H114ZM138 146H136V148H137ZM142 146H140V148H141ZM193 147V146H192ZM202 147V146H201ZM48 148H50V147H48ZM101 148H103V147H101ZM100 148V149H101ZM113 148H112V150L111 151H113L114 152V150H113ZM122 148V147H121ZM125 148V147H124ZM144 148H146V147H144ZM143 148V149H144ZM170 148H173L172 146L170 147ZM179 148V147H178ZM191 148V147H190ZM56 149H57V147H56ZM78 149H80V148H78ZM85 149V148H84ZM83 149V150H84ZM98 149V148H97ZM108 149V148H107ZM139 149V148H138ZM148 149V148H147ZM147 149H146V151H147ZM150 149V148H149ZM148 149V150H149ZM164 149V148H163ZM200 149V148H199ZM61 150V149H60ZM81 150V149H80ZM110 150V149H109ZM109 150H107V151H109ZM122 150H123V148H122ZM141 150V149H140ZM145 150V149H144ZM182 150V149H181ZM194 150V149H193ZM192 150V151H193ZM198 150V149H197ZM259 150V149H258ZM10 151V150H9ZM15 151H16V148H15ZM50 151V150H49ZM68 151V150H67ZM82 151V150H81ZM86 153L87 152H93L90 148H88L87 150L85 149L84 150ZM96 151H98V152H96L95 153V155L94 154H90L89 156H95L96 158H99V160H103V158H104V156H105V153H107L106 152V150H104L103 149V151H102V149H101V151L102 152H100L99 150H96ZM139 151V150H138ZM174 151V150H173ZM189 151V150H188ZM187 151V152H188ZM7 152V151H6ZM17 152V151H16ZM43 152V151H42ZM140 152V151H139ZM144 154L146 153V155H147V152H144V151H142ZM170 152H171V150H170ZM186 152V153H187ZM194 152V151H193ZM259 152V151H258ZM264 152V151H263ZM19 153H21V152H19ZM34 153V152H33ZM84 153V152H83ZM88 153V154H89ZM109 153H111V152H109ZM117 153V154H118ZM137 153V154H136ZM141 153V152H140ZM166 153V152H165ZM168 154H170L169 152H167ZM172 153V152H171ZM180 153V152H179ZM189 153V152H188ZM202 153V152H201ZM23 154H24V152H23ZM40 154V153H39ZM44 154V153H43ZM73 154V153H72ZM108 154V153H107ZM107 154H106V156H107ZM113 154V153H112ZM115 154H116V152H115ZM175 154H177V153H175ZM15 155V154H14ZM13 155V156H14ZM19 155V154H18ZM70 155V154H69ZM77 155V154H76ZM145 155V156H146ZM149 155V154H148ZM161 155H163V154H161ZM179 155V154H178ZM187 155V154H186ZM252 155V154H251ZM260 155V154H259ZM22 156V155H21ZM37 156V155H36ZM75 156V155H74ZM73 156V157H74ZM88 156V157H89ZM92 156H91V158H92ZM153 156V155H152ZM198 156V155H197ZM39 158H40V156H38ZM37 157V158H38ZM49 157V156H48ZM70 157H71V155H70ZM83 157V156H82ZM88 157H84V158H82L81 160L82 161H84L85 163L86 162H91V163H93V161L91 160V159H89ZM95 157H93V158H95ZM148 157V156H147ZM146 157V158H147ZM150 157V156H149ZM224 157V156H223ZM1 158V157H0ZM64 158H65V156H64ZM72 158V157H71ZM77 158V157H76ZM81 158V157H80ZM92 158V159H93ZM145 158V159H146ZM161 158V157H160ZM177 158V157H176ZM200 158V157H199ZM233 158V157H232ZM241 158V157H240ZM4 159H6V158H4ZM23 159V158H22ZM36 159V158H35ZM56 159V158H55ZM73 159V158H72ZM114 159V158H113ZM154 159V158H153ZM190 159V158H189ZM220 159V158H219ZM238 159V158H237ZM250 159V158H249ZM254 159V158H253ZM256 159H258V158H256ZM260 159V158H259ZM258 159V160H259ZM39 160H41V159H38V160H36V161H39ZM62 160V159H61ZM111 160V159H110ZM148 160V159H147ZM180 160V159H179ZM194 160V159H193ZM211 160V159H210ZM31 161V160H30ZM34 161V160H33ZM66 161V160H65ZM146 161V160H145ZM220 161V160H219ZM237 161V160H236ZM242 161V160H241ZM255 161V160H254ZM42 162V161H41ZM67 162V161H66ZM96 162V161H95ZM148 162V161H147ZM173 162V161H172ZM196 162V161H195ZM256 162V161H255ZM60 163H62V162H60ZM106 163V162H105ZM108 163V162H107ZM115 163V162H114ZM142 163H143V160H142ZM146 163V162H145ZM144 163V164H145ZM244 163V162H243ZM242 163V164H243ZM250 163H251V160H250ZM250 163L249 164H243V165H241V171H242V178H243V180H244V184H245V188L246 189H248L249 187H250V181H249V178H248V172H249V167H250ZM264 163V162H263ZM113 164V163H112ZM111 164V165H112ZM117 164V163H116ZM165 164V163H164ZM181 164V163H180ZM198 164V163H197ZM227 164H229V163H227ZM234 164V163H233ZM238 164V163H237ZM80 165V164H79ZM94 165L95 164H93V167H94ZM115 165V164H114ZM148 165V164H147ZM188 165V164H187ZM224 165V164H223ZM235 165V164H234ZM91 166V165H90ZM113 166V165H112ZM162 166V165H161ZM253 166V165H252ZM65 167V166H64ZM77 167V166H76ZM83 167V166H82ZM92 167V168H93ZM117 167V166H116ZM141 167H142V165H141ZM146 167V166H145ZM149 167V166H148ZM195 167V166H194ZM224 167V166H223ZM234 167V166H233ZM240 167V166H239ZM261 167V166H260ZM83 168H87V167H83ZM143 168V167H142ZM166 168V167H165ZM200 168V167H199ZM255 168V167H254ZM264 168V167H263ZM59 169H61V168H59ZM71 169V168H70ZM95 171H96V177L98 178V179H103V180H110V181H112L114 184H113V186L115 185V187H117L118 189H119V191L123 194V192L125 191L124 190V187L122 186V183L121 182H116V181H114L113 179H109L108 178V176H105V177H107V178H104L103 177V175H101L102 173H100V171L99 172H97V169L96 168H93ZM228 169V168H227ZM232 169V168H231ZM235 169V168H234ZM257 170H256V172H255V170H254V172L257 174H255L256 175V180H258L259 182H261L263 185H264V170H262L261 171V169H262V167H261V169L259 168L258 169V167L256 168ZM166 170V169H165ZM195 170V169H194ZM236 170V169H235ZM240 170V169H239ZM88 171V172H87ZM87 171H86V173H85V170H80V172H78V170H74V172L77 174V175H79L78 177L79 178H81V177H85V176H87L86 178H88V177H90L91 176V178L93 177L92 175V173H93V171H90V167H89V169L87 168ZM94 171V172H95ZM152 171V170H151ZM162 171V170H161ZM186 171V170H185ZM188 172H189V170H187ZM193 171V170H192ZM251 171V170H250ZM60 172V171H59ZM72 172V171H71ZM78 172V173H77ZM106 172V171H105ZM115 172V171H114ZM140 172V171H139ZM157 172V171H156ZM206 172V171H205ZM219 172V171H218ZM221 172V171H220ZM230 172V171H229ZM70 173V172H69ZM120 173V172H119ZM141 173V172H140ZM190 173V172H189ZM72 174L73 175H76V174H74L73 172H72ZM72 174H70V175H72ZM109 174H111V173H109ZM117 174V173H116ZM121 174V173H120ZM129 174V173H128ZM136 174V173H135ZM204 174V173H203ZM211 174V173H210ZM240 174V173H239ZM252 174H253V172H252ZM125 175V174H124ZM133 175V174H132ZM131 175V176H132ZM137 175V174H136ZM148 175V174H147ZM146 175V176H147ZM156 175V174H155ZM163 175H164V173H163ZM195 175V174H194ZM218 175H220V174H218ZM254 175V174H253ZM254 175V176H255ZM115 176V175H114ZM138 176H140V175H138ZM137 176V177H138ZM221 176V175H220ZM226 176V175H225ZM231 176V175H230ZM136 177V178H137ZM152 177V176H151ZM162 177V176H161ZM160 177V178H161ZM215 177V176H214ZM222 177V176H221ZM220 177V178H221ZM228 177V176H227ZM67 178H68V175H67ZM79 178H76L77 180H75L74 182H78V179ZM141 178V177H140ZM139 178V179H140ZM167 178V177H166ZM191 178V177H190ZM199 178H201V176L199 177ZM239 178V177H238ZM94 179V178H93ZM93 179H91V181H92V183L94 182L93 181ZM134 179V178H133ZM138 179V180H139ZM198 179V178H197ZM202 179V178H201ZM232 179V178H231ZM236 179V178H235ZM241 179V178H240ZM240 179H239V182H240ZM254 179V178H253ZM80 180V179H79ZM84 181H85V179H83ZM88 180H90V178L88 179ZM95 180V179H94ZM130 180H132V179H130ZM144 180V179H143ZM148 180V179H147ZM166 180V179H165ZM210 180V179H209ZM251 180V179H250ZM135 181H137V180H135ZM158 181V180H157ZM161 181V180H160ZM198 181V180H197ZM217 181V180H216ZM254 181V180H253ZM60 182V181H59ZM89 182V181H88ZM127 182V181H126ZM164 182V181H163ZM206 182H208L207 180H206ZM213 182V181H212ZM232 182V181H231ZM55 183V182H54ZM79 184H80V181L78 182ZM83 183H86V182H83ZM99 183V182H98ZM97 183V184H98ZM121 183V184H120ZM198 183H200V182H198ZM218 183V182H217ZM235 183V182H234ZM238 183V182H237ZM241 183V182H240ZM240 183H239V185H240ZM258 183V182H257ZM52 184H53V181H52ZM72 184V183H71ZM94 184H95V182H94ZM127 184V183H126ZM125 184V185H126ZM129 184V183H128ZM127 184V185H128ZM137 184V183H136ZM171 184V183H170ZM211 184H213V183H211ZM214 184H216V183H214ZM232 184V183H231ZM242 184V183H241ZM260 184V183H259ZM62 184H60L59 186L60 187H62L61 186ZM65 184H63V186H64ZM80 185H82V184H80ZM85 185L86 184H84V187H85ZM104 185V184H103ZM107 185V184H106ZM111 185V184H110ZM144 185V184H143ZM217 185V184H216ZM238 185V186H239ZM58 188H60L58 185H56ZM72 186V185H71ZM83 186V185H82ZM98 186V185H97ZM105 186V185H104ZM109 186V185H108ZM137 186V185H136ZM147 186V185H146ZM186 186V185H185ZM221 186V185H220ZM70 187V186H69ZM76 187V186H75ZM106 187V186H105ZM115 187H113V188H115ZM161 187V186H160ZM181 187V186H180ZM240 187V186H239ZM62 188H64V187H62ZM86 189H87V185H86V187H85ZM111 188V187H110ZM117 188H115V189H117ZM129 188H130V186H129ZM132 188V187H131ZM133 188H134V186H133ZM61 189V188H60ZM59 189V190H60ZM70 189H71V192H72V187H70ZM70 189H69V191H70ZM76 189V188H75ZM77 189H79V188H77ZM76 189V190H77ZM84 190V191H87V190ZM93 189V188H92ZM106 189V188H105ZM109 189V188H108ZM117 189V190H118ZM181 189V188H180ZM193 189V188H192ZM242 189V188H241ZM75 190V191H76ZM81 190H83V189H81ZM80 190V191H81ZM114 190V189H113ZM117 190H115V191H117ZM166 190V189H165ZM175 190V189H174ZM189 190V189H188ZM55 191H57V190H55ZM61 191V193H63L64 192V189H63V192H62V189L60 190ZM67 192H68V189L66 190ZM65 191V192H66ZM74 191V190H73ZM83 191V192H84ZM104 192H106L105 190H103ZM108 191V190H107ZM163 191V190H162ZM171 191V190H170ZM193 191H195V190H193ZM244 191V190H243ZM243 191L241 192V193H243ZM67 192H66V194H67ZM70 192V193H71ZM82 192V193H83ZM89 192V191H88ZM91 192V191H90ZM133 192V191H132ZM132 192H130V193H132ZM136 192V191H135ZM134 192V193H135ZM139 192V191H138ZM191 192V191H190ZM69 193V192H68ZM73 193V192H72ZM74 193H76V192H74ZM77 193H81V192H77ZM76 193V194H77ZM87 193V192H86ZM85 193V195L87 196V194ZM167 193H169V192H167ZM178 193V192H177ZM176 193V194H177ZM226 193V192H225ZM240 193V192H239ZM255 193V192H254ZM253 193V194H254ZM15 194V193H14ZM75 194V195H76ZM89 194V193H88ZM93 194V193H92ZM91 194V195H92ZM110 194H112V193H110ZM154 194V193H153ZM228 195H229V197H230V199L232 198V199H234V200H236V199H238V197H236L235 195H233V194H231V193H227ZM63 195V194H62ZM80 195H82V194H80ZM121 195V194H120ZM160 195V194H159ZM179 195V194H178ZM183 195V194H182ZM240 195V194H239ZM247 195V194H246ZM251 195H252V193H251ZM18 197H14L13 199H12V201L11 202H7L6 201V199L5 198H2V199H0V264H24V262H23V256H21V255H24L23 253H21V255L20 254H18V253H16L13 249H20L24 244H26V243H28V242H30L32 239H34V237L36 238V236L35 235H31L30 234V232H29V230H28V227H27V222L25 221V219L29 216L27 213H29V211H30V209L29 210H27V213H24L26 210H24L23 211V209H24V205H28V202L29 201H27L28 200V196L26 197V201H24L25 199L24 198H21V197H19V195H17ZM58 196V195H57ZM61 196V195H60ZM68 196V194L66 195V197ZM83 196V195H82ZM89 196V195H88ZM112 196V195H111ZM156 198H157V200L159 201V203H161L160 205H161V207H162V209H160V210H162L164 213H166L168 216H173L177 211H179L180 209H182V207H186V209L187 210H190L191 212H189V215H190V213H193V212H197L198 213V215L201 217V218H203V217H206L205 215V213L204 212H201L200 210H199V208H197V207H195V205L193 206L192 204L191 205H189V204H187V205H179L178 206V208H177V211L175 212V213H173V212H169L168 210H167V208H165L164 206H163V203L162 202H160V199L158 198V196L157 195H154ZM180 196V195H179ZM201 196V195H200ZM70 197V196H69ZM77 197H78V195H77ZM92 197V196H91ZM120 197H122V196H120ZM129 197V196H128ZM165 197H167V196H165ZM12 198V197H11ZM19 198V199H18ZM21 198V199H20ZM80 198H84V197H80ZM100 198V197H99ZM116 198V197H115ZM119 198V197H118ZM103 199H104V197H103ZM200 199H201V197H200ZM203 199V198H202ZM202 199H201V201H202ZM228 199V198H227ZM232 199H231V201H232ZM67 200H68V197H67ZM163 200V199H162ZM221 200V199H220ZM244 198L243 199H241L240 198V196H239V202H244ZM71 201H73V200H71ZM92 201V200H91ZM90 201V202H91ZM102 201V200H101ZM164 201V200H163ZM25 202H27V204L25 203ZM69 202V201H68ZM75 202V201H74ZM167 202V201H166ZM216 202V201H215ZM219 202V201H218ZM217 202V203H218ZM220 202H222V201H220ZM229 202V201H228ZM81 203V202H80ZM124 203H129L128 202V200L126 199V198H124ZM165 203V202H164ZM71 204H72V202H71ZM86 204H88V203H86ZM176 204V203H175ZM252 204H253V202H252ZM73 205V204H72ZM76 205V204H75ZM85 205V204H84ZM83 205V206H84ZM91 205V204H90ZM89 205V206H90ZM112 205V204H111ZM118 205V204H117ZM172 205V204H171ZM170 205V206H171ZM245 205V204H244ZM74 206V205H73ZM72 206V207H73ZM88 206V207H89ZM176 206H177V204H176ZM210 206V208L209 209H211L212 208V205H209ZM213 206H214V204H213ZM249 206H251V205H249ZM248 206V207H249ZM28 207H29V205H28ZM27 207V208H28ZM70 207V206H69ZM77 207V206H76ZM105 207V206H104ZM116 207V206H115ZM240 207V206H239ZM242 207V206H241ZM101 208H103V207H101ZM112 208V207H111ZM114 208V207H113ZM250 208V207H249ZM75 209V208H74ZM77 209H79V208H77ZM84 209V208H83ZM11 210H13V211H15V213H12L11 212ZM82 210V209H81ZM91 210H92V208H91ZM90 210V211H91ZM102 210V209H101ZM116 210V209H115ZM227 210V209H226ZM247 210H249V211H247ZM19 211H23L21 214H20V216L18 215V213L17 212H19ZM89 211V212H90ZM109 211H110V209H109ZM112 211V210H111ZM234 211V210H233ZM236 211V210H235ZM239 214H238V218H236V221H235V227H234V233L232 234V235H228V234H226V232H225V230L224 231H221V229H223V227L221 228V225H222V223L223 222H220V223H218V224H215V226L213 227V226H208V227H206V229L205 230H203L202 231V233H201V237L202 238H205L206 240H207V242H209V241H212L213 239L215 240V238H217V237H220L221 238V240L222 239H224V241L225 240H230V238H231V240H234L235 242H237L238 241V246L239 245H243V244H245V245H248V248H249V246H251V248H253V247H264V191H263V197H259L257 200H255V202H254V204L251 206V208L250 209H247V206H245V207H242L241 208V210H240V208H239ZM237 211V212H238ZM9 212H11V213H9ZM72 212V211H71ZM77 212V211H76ZM181 212V211H180ZM187 212V211H186ZM222 212V211H221ZM220 212V213H221ZM16 213H17V215H18V218H19V220H17L18 218H17V215H16ZM73 213V212H72ZM114 213V212H113ZM161 213V212H160ZM223 213V212H222ZM221 213V214H222ZM27 214V215H26ZM84 214L86 215V210L84 209L83 211H82V215L81 216H83V219L84 218H86V217H88V216H84ZM151 214V213H150ZM196 214V213H195ZM25 215L27 216V217H25ZM74 215H75V212H74ZM88 215V214H87ZM106 215V214H105ZM166 215V216H167ZM187 215H188V212H187ZM187 215H186V217H187ZM194 215V214H193ZM192 215V216H193ZM232 215V214H231ZM234 215H236V214H234ZM79 216V215H78ZM80 216V217H81ZM197 216V215H196ZM220 216V215H219ZM223 216V215H222ZM227 216V215H226ZM51 217V216H50ZM55 217V216H54ZM77 217V216H76ZM79 217V218H80ZM185 217V216H184ZM190 217V216H189ZM218 217V216H217ZM231 217V216H230ZM52 218V217H51ZM57 218V217H56ZM78 218V217H77ZM76 218V219H77ZM82 218V217H81ZM149 218V217H148ZM191 218V217H190ZM194 218V217H193ZM88 219V218H87ZM187 219V218H186ZM185 219V220H186ZM212 219H215V218H212ZM211 219V220H212ZM217 219V218H216ZM215 219V220H216ZM219 219V218H218ZM224 219H227V218H224ZM41 220H43V219H41ZM40 220V221H41ZM80 220V219H79ZM148 220V219H147ZM199 220V219H198ZM232 220V219H231ZM59 221H61V220H59ZM58 220H56V221H54V220H49L48 221V223L42 228V229H40L41 231H40V241H42V242H45V241H47L49 238L50 239H52V238H54V240H56L55 239V237L57 238V240L60 242H56L57 243V245L59 244V246H57V251H56V253L57 254H59L58 255V257L61 255V256H65L67 253H69L70 251V245H69V243H70V241H69V238H70V236H75L76 235V233H77V231L75 232V228L79 225V223L77 224L76 222H75V220H71L70 222H66V223H68V225L67 226H65V228H63L62 227V229H61V227L59 228V224L57 223V222H59ZM68 221V220H67ZM101 221V220H100ZM102 221H103V219H102ZM181 221V220H180ZM218 220H216V222H217ZM38 222H39V219H38ZM56 222V223H55ZM78 222V221H77ZM104 222V221H103ZM161 222V221H160ZM184 223H189V222H185V221H183ZM198 221H196V223H197ZM200 222V221H199ZM210 222V221H209ZM211 222H213V221H211ZM210 222V223H211ZM215 222V221H214ZM225 222V221H224ZM232 222V221H231ZM40 223V225L42 224V222H39ZM46 223V222H45ZM69 223H70V225H69ZM141 223H142V221H141ZM152 223V222H151ZM179 223V222H178ZM230 223V222H229ZM37 223H35L34 222V226L36 225ZM75 224V225H74ZM87 224V223H86ZM147 224H149V223H147ZM223 224H225V223H223ZM56 225H58L57 227H56ZM61 225H63V224H61ZM66 225V224H65ZM74 226V229L72 228V226ZM159 225H161V224H159ZM164 225V224H163ZM185 225V224H184ZM192 225H194V224H192ZM192 225H188L189 226V228H191L192 227ZM211 225V224H210ZM213 225V224H212ZM231 225V224H230ZM37 226H38V224H37ZM37 226H35V227H37ZM64 226V225H63ZM76 226V227H75ZM182 226V225H181ZM232 226H234L233 224H232ZM231 226V227H232ZM71 227V228H70ZM149 227V226H148ZM163 227V226H162ZM167 227V226H166ZM230 227V226H229ZM56 228H59V231H60V229H61V231L60 232H58L57 230H56ZM141 228V227H140ZM187 228V227H186ZM188 228V229H189ZM105 229V228H104ZM157 229V228H156ZM162 229V228H161ZM192 229V228H191ZM32 230V229H31ZM78 230V229H77ZM81 230V229H80ZM139 230V229H138ZM147 230V229H146ZM168 230H169V228H168ZM81 231H83V230H81ZM103 231V230H102ZM142 231V230H141ZM156 231V230H155ZM172 231V230H171ZM231 231V230H230ZM229 231V232H230ZM165 232V231H164ZM223 232H225V233H223ZM232 232V231H231ZM34 233V232H33ZM39 233V232H38ZM78 233H80L79 231H78ZM228 233V232H227ZM75 234V235H74ZM188 234V233H187ZM1 235H5L6 236V238H5V240H7L8 242H10V243H5L4 241H3V236L1 237ZM80 235H82V234H80ZM86 235V234H85ZM102 235V234H101ZM157 235V234H156ZM169 235V234H168ZM39 236V235H38ZM78 236H79V234H78ZM88 236V235H87ZM90 236V235H89ZM100 236V235H99ZM170 236V235H169ZM77 237V236H76ZM91 237V236H90ZM139 237V236H138ZM161 237V236H160ZM78 238H80V237H78ZM82 238V237H81ZM97 238V237H96ZM164 238V237H163ZM170 238V237H169ZM49 239V240H50ZM73 239V238H72ZM86 239V238H85ZM95 239V238H94ZM99 239V238H98ZM205 239H202L203 241L205 240ZM48 240V241H49ZM70 240H71V238H70ZM87 241H88V239H86ZM111 240V239H110ZM138 240V239H137ZM152 240V239H151ZM157 240V239H156ZM155 240V241H156ZM230 240V242H232ZM47 241V242H48ZM73 241H75V240H73ZM78 241V240H77ZM90 241V240H89ZM154 241V240H153ZM194 241V240H193ZM34 242V241H33ZM55 242V241H54ZM72 242V241H71ZM136 242V241H135ZM189 242V241H188ZM216 242V241H215ZM226 243H227V241H225ZM230 242H229V244H230ZM55 243V244H56ZM225 243V244H226ZM31 244V243H30ZM49 244V243H48ZM86 244V243H85ZM107 244V243H106ZM134 244V243H133ZM143 244V243H142ZM141 244V245H142ZM145 244V243H144ZM155 244V243H154ZM163 244V243H162ZM162 244H161V246H162ZM189 244V243H188ZM208 244V243H207ZM217 242H216V246H217ZM51 245V244H50ZM49 245V246H50ZM102 245V244H101ZM158 245V244H157ZM197 245V244H196ZM196 245H194V246H196ZM220 245V244H219ZM227 245V244H226ZM236 245V244H235ZM245 245H244V247H243V249L244 248H246V249H248L247 248V246L245 247ZM81 246V245H80ZM151 246H152V244H151ZM177 246V245H176ZM201 246V245H200ZM237 246V247H238ZM75 247V246H74ZM77 247V246H76ZM202 247V246H201ZM207 247H208V245H207ZM222 247V246H221ZM226 247H228V246H226ZM234 247V246H233ZM236 247V248H237ZM79 248V247H78ZM82 248V247H81ZM104 248V247H103ZM129 248V247H128ZM127 248V249H128ZM158 248V247H157ZM204 248V247H203ZM211 248V247H210ZM218 248V247H217ZM231 248V247H230ZM241 248V247H240ZM102 249V248H101ZM146 249V248H145ZM145 249H144V251H145ZM151 249V248H150ZM155 249V248H154ZM257 249V248H256ZM17 250V251H18ZM77 250V249H76ZM123 250V249H122ZM143 249L142 248H140V247H131V249H129V253L128 252H126V253H128L127 255H128V258H129V262H130V264H134L135 263V261L137 260V258L139 257V255H140V253H141V251H142ZM147 250H149V249H147ZM159 250V249H158ZM225 250H227V248L225 249ZM230 250V249H229ZM237 250V249H236ZM235 250V251H236ZM249 250V249H248ZM79 251V250H78ZM81 251H83V249L81 250ZM204 251V250H203ZM218 251V250H217ZM224 251V250H223ZM238 251H239V249H238ZM237 251V252H238ZM253 251V250H252ZM254 251H256V250H254ZM259 251V250H258ZM18 252H22V250L20 251H18ZM73 252V251H72ZM75 252V251H74ZM226 252H228V250L226 251ZM225 252V253H226ZM232 252V251H231ZM236 252V253H237ZM82 253V252H81ZM101 253H103V252H101ZM173 253V252H172ZM211 253V252H210ZM224 253V254H225ZM233 253V252H232ZM231 253V254H232ZM235 253V254H236ZM244 253V252H243ZM250 253V252H249ZM54 254V253H53ZM90 254V253H89ZM144 254V253H143ZM177 254V257H178V259H179V254L178 253H176ZM215 254V253H214ZM217 254V253H216ZM222 254V253H221ZM221 254H220V256H221ZM228 254H229V252H228ZM251 254H252V252H251ZM250 254V255H251ZM254 254V253H253ZM51 255V254H50ZM72 255V254H71ZM124 255V254H123ZM149 255V254H148ZM226 255V254H225ZM247 255V254H246ZM249 255V254H248ZM26 256V255H25ZM73 256V255H72ZM142 256V255H141ZM141 256L139 257V258H141ZM216 256V255H215ZM214 256V257H215ZM222 256H223V254H222ZM230 256V255H229ZM233 256V255H232ZM254 256H255V254H254ZM253 256V257H254ZM74 257V256H73ZM76 257V256H75ZM89 257V256H88ZM148 257V256H147ZM170 257V256H169ZM173 257V256H172ZM210 257V256H209ZM247 257V256H246ZM252 257V256H251ZM252 257V258H253ZM258 261L256 262V264H264V249L261 251L260 250V253L258 254ZM257 257H255L254 258V260L257 258ZM219 258H222V257H219ZM62 259V258H61ZM89 259H90V257H89ZM176 259V258H175ZM250 259V258H249ZM51 260V259H50ZM57 260H60V259H57ZM69 260V259H68ZM123 260V259H122ZM169 261L171 260L170 258L168 259ZM180 260V259H179ZM216 260V259H215ZM243 260V259H242ZM244 260H245V256H244ZM55 261V260H54ZM39 262H41V261H39ZM48 262H50V261H48ZM47 262V263H48ZM122 262V261H121ZM162 262H163V260H162ZM164 262H166V260L164 261ZM197 262V261H196ZM217 262V261H216ZM219 262V261H218ZM221 262H222V260H221ZM220 262V263H221ZM232 262V261H231ZM231 262H230V264H231ZM236 262V261H235ZM240 262H242L241 260H240ZM70 263V262H69ZM105 263V262H104ZM172 264L173 263V261L171 262H166L165 264ZM190 263V262H189ZM237 263V262H236ZM235 263V264H236ZM244 262H242V264H243ZM49 264H51V263H49ZM57 264V263H56ZM66 264H67V262H66ZM91 264V263H90ZM125 264V263H124ZM161 264H163V263H161ZM174 264V263H173ZM177 264H179V261L177 262ZM191 264H193V263H191Z\"/></svg>","mask_w":264,"mask_h":264},{"label":"flooded vegetation","instance_id":"flooded-vegetation-1","mask_svg":"<svg viewBox=\"0 0 264 264\" xmlns=\"http://www.w3.org/2000/svg\"><path fill=\"white\" fill-rule=\"evenodd\" d=\"M6 2H8V4H5V0H4V3L0 2V22H2L3 19H6V21H9V22H15L14 18L17 16V14H16L17 10L14 7V1L13 0H6ZM254 7H255V4L249 3L248 0H238V5H230L229 6V14H231L235 11H238V64H239L238 70H239V73L244 75L243 78H245L247 80L249 79L252 82L254 81L256 83H262L264 85V74H263L264 66L257 64L259 59L256 56V55L264 54V52H263V50H264V46H263L264 45V9L260 10V11H251V13L249 15H244L246 8H254ZM171 8L172 9L170 12L172 13V17H170V19H171V21H173V20H175V17L177 16V8L174 6H172ZM226 10H227L226 8H220L218 10V15L215 16L216 23H221V25L211 26V24H210L207 27V29L217 28V27L220 29L222 27V24H224V23L226 24V21L221 20L223 18L222 12H224ZM205 17L206 18L208 17L205 20V24H206V22H208L211 19V16H205ZM147 18H149L148 15H143L141 17V20H144ZM193 20H194V16L191 12L189 17H188V24L189 25H187V28L191 33L194 31V27H195ZM165 21H166V18H165ZM191 21L193 22V24ZM174 24H175V21L172 23V27L174 26ZM189 27H190V29H189ZM174 29L177 30L176 27ZM219 32H222V29H220ZM244 41H248L249 44L248 45L244 44ZM247 46H249V48H245V49L242 48V47H247ZM99 56H102V57H99ZM83 57L84 56H78V57H76V59H73V60H80ZM93 57L97 63L102 64V65L112 64V62H114V60L117 58V57L115 58L114 55H112L108 51H106V49L94 54ZM243 57H246V58L248 57L251 59L246 60V59H243ZM85 60H87V58ZM241 60H242V62L244 61L249 65H246V64L244 65L241 62ZM80 70H82V67H80V65L78 63H74V62L73 63L68 62V63L58 64V65H53V66H50V65L39 66V67L33 68L29 74L32 76V78H31L32 81H30L29 87L26 90H23V92L21 91V92L15 94V96L13 95L11 98H15L14 101L8 102L7 104L6 103L1 104L0 115L3 112L4 117L7 119L16 120V121H18V120H27L28 121L29 120V122H32V123H37V121H42V120L52 119V118L53 119H55V118L56 119H66L68 117H76L77 111H75V112H71V111L70 112L69 111L64 112V109L66 108L67 104L72 103V102H74L75 104L70 106V110L73 107H75V105L77 104L75 102V100H76L75 96H77V95H75V94H78L82 90V88L84 89L86 87H89L88 82H86L87 86H86L85 81L83 82L82 72H80ZM84 83H85V85H84ZM79 86L81 87V89ZM73 93H75V94H73ZM263 100H264V98H263ZM262 106H264V103L260 106H258L256 104L246 105V107H250L254 110H258V108H259L258 111H264V109H263L264 107H262ZM255 114H258V112H256ZM261 114H263V113H261ZM251 115H253V114H251ZM33 120L36 122H34ZM37 124H39V123H37ZM208 130H209V128H208ZM48 139H47V141H48ZM47 146L50 148H48ZM41 148H44V150L42 149L43 152L44 151L48 152L49 150L52 151L50 144L42 146ZM60 149L57 150L56 156H58V157L63 156L64 157V155H66V153L69 150H71L72 147L70 145H64V146L60 147ZM43 152H42V154H43ZM17 156L18 157L12 161H9L7 163H5V162L0 163V199L5 198L6 201L9 203L12 201V199L14 197H18L17 195H19V197H21V198H24L25 199L24 201H26V197L28 196L27 201H29L28 202L29 207H28V205H24L23 211L26 210L24 213H27V210L30 209L29 213H27L28 215H30V217L28 218V221H27V223H28L27 226L29 228L30 227L32 228V223L37 222L38 219L39 220L43 219L42 220L43 222H48L49 220H54L57 217L59 220L63 221L66 225H68V223H66V222H70L71 219L74 218L75 222L77 224L79 223V225L77 227L76 226L75 227L78 228V230H80V229L83 230L80 234L84 235V237L80 238L78 241V245H77V248L79 247L78 252H82L81 250L86 249V248H89L90 250H94L97 248V246L99 244L100 245L102 244L101 245L102 247L108 246V244H109L108 239L103 240L101 242H99V239H98L99 238V235H98L99 234L98 215H99V199H103V197L104 198H110V197L106 196L105 192H99V186H97L98 185L97 183L99 181L96 177L91 178V176H90V177L86 178L87 176H85V177L79 178L78 177L79 175H77L73 169H67L68 163L70 161H79L78 158H73V159L67 160V162H66L65 160H53V159H51L52 158L51 155L43 154L45 159L36 161L38 159L32 158V159H30L31 160L30 161V160H26L21 155H17ZM60 162H62V163H60ZM79 164L85 165L84 163H79ZM79 164H72L70 166V168L74 165H79ZM52 165H55V166L62 165V166H65L66 168L62 172H56V171H53L51 169H47L46 171L43 172L42 175H36V172H35L36 168L49 167ZM48 171L56 172L59 174V176H54V175H50V174L45 175ZM71 171L76 175H73ZM78 172H80V169H78ZM70 174H72V175H70ZM67 175H68V178H67ZM76 178L80 179V180L78 179V182L80 181V184H82L83 186L80 185L77 181L74 182L75 180H77ZM89 178H90V180H88ZM83 179H85V181ZM91 179H93L95 184H94V182L92 183ZM52 181H53V184H52ZM83 182H86V183H83ZM101 183L106 184L104 182H101ZM60 184H62L61 186L64 188L60 187L59 186ZM63 184H65V185L63 186ZM84 184L87 185V189L85 188L86 185L84 187ZM56 185H58L62 189V192L64 189V192L61 193V191H60L61 189L58 188ZM69 186L72 187L73 193L71 192V189ZM75 188L76 189L79 188V189L76 190ZM67 189H68L69 193L66 191ZM69 189H70V191H69ZM81 189H83V190H81ZM85 189L87 191H84ZM102 189L104 190L105 188H102ZM55 190H57V191H55ZM65 191L68 194V196H67L68 200H67V197H66L67 194ZM74 192H76V193L81 192V193L76 194ZM85 193L87 194V196L85 195ZM143 193L144 192L142 191L140 193V195H138L135 199L130 201L129 204L134 203L139 198H143L142 197ZM80 194H82L83 196ZM77 195H78V197H77ZM80 197H84L85 199H88V201L84 202L86 206H83L84 205L83 201H82L83 198H80ZM174 197L175 196H171V198H174ZM71 200H73V201H71ZM150 200L154 201L156 203L158 211H160V209H162V207L160 205L161 203H159V201L156 199V197L151 196ZM71 202L74 206L71 204ZM25 203L27 204V202H25ZM86 203H88V204H86ZM125 204H127V203H125ZM82 207H85L86 215L88 214L87 216H89L88 219H87V217L83 219V216H81L82 215L81 214L82 213V210H81ZM77 208H79V209H77ZM91 208H92V210H91ZM11 212L15 213V211H13V210H11ZM11 212H9V213H11ZM20 212L21 211L17 212L18 215H20L22 213V212L21 213ZM74 212H75V215H74ZM139 212H141V210L138 211V213ZM17 213H16V215H17ZM67 214H70L71 216H73V218L69 219V218L64 217ZM212 218H215V216H213ZM153 224H155V223H153ZM44 225H46V224H44ZM69 225H70V223H69ZM73 227L74 226H72V228ZM151 228L152 227H150L148 229H151ZM153 230L154 231H152L150 233V237L156 236V233L158 231V227H155V229H153ZM199 233L200 232L194 233V234H192V236L198 235ZM106 236L109 237L110 235H106ZM85 238L88 239V241ZM151 239L152 238H149V240H151ZM240 247H241V245L238 246V249H239L238 253L241 252V254H242L243 249ZM189 251H191V250H189ZM42 256L43 255L40 254L37 257L41 258ZM43 260H45L46 262L50 261V262L45 263V264H49V263L52 264L51 260L48 258V255L46 257H44V259H37L36 261L37 262L41 261L39 263H43ZM79 262L80 261H78L76 263H79ZM93 262L96 263L97 261H93Z\"/></svg>","mask_w":264,"mask_h":264},{"label":"crops","instance_id":"crops-1","mask_svg":"<svg viewBox=\"0 0 264 264\" xmlns=\"http://www.w3.org/2000/svg\"><path fill=\"white\" fill-rule=\"evenodd\" d=\"M118 72H120V70H118ZM142 197H144V193L142 194ZM150 197H151V195H150Z\"/></svg>","mask_w":264,"mask_h":264}]
</instances>
